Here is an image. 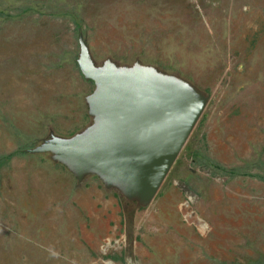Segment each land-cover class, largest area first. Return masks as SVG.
<instances>
[{
    "label": "rangeland",
    "instance_id": "obj_1",
    "mask_svg": "<svg viewBox=\"0 0 264 264\" xmlns=\"http://www.w3.org/2000/svg\"><path fill=\"white\" fill-rule=\"evenodd\" d=\"M0 12V157L92 124L81 35L98 66L139 61L209 97L148 207L48 154L16 156L0 173V264L264 263V184L192 158L264 160V0H0Z\"/></svg>",
    "mask_w": 264,
    "mask_h": 264
},
{
    "label": "water",
    "instance_id": "obj_2",
    "mask_svg": "<svg viewBox=\"0 0 264 264\" xmlns=\"http://www.w3.org/2000/svg\"><path fill=\"white\" fill-rule=\"evenodd\" d=\"M77 61L95 89L86 98L92 124L65 138L51 133L25 153L50 155L78 183L97 177L108 190L148 207L187 145L209 97L190 82L137 61L98 66L79 38Z\"/></svg>",
    "mask_w": 264,
    "mask_h": 264
},
{
    "label": "trees",
    "instance_id": "obj_3",
    "mask_svg": "<svg viewBox=\"0 0 264 264\" xmlns=\"http://www.w3.org/2000/svg\"><path fill=\"white\" fill-rule=\"evenodd\" d=\"M1 16L2 14L0 12V17ZM91 83L93 84V82ZM33 148H35L33 145H25L21 147L17 152L1 156L0 173L1 170L9 165L10 161H12L16 156L24 155L26 150H31ZM192 158L197 165H200V167L209 170L214 176L219 174L223 177H229L231 179L237 177H249L252 179H256L264 184V160L257 161L256 163H246L243 167L233 168L229 170L216 163L214 160L209 158L208 155H204L199 151L194 152ZM215 170L217 171V173L214 172Z\"/></svg>",
    "mask_w": 264,
    "mask_h": 264
}]
</instances>
